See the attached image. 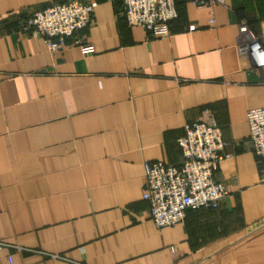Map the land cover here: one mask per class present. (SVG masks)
<instances>
[{"label": "crops", "instance_id": "crops-1", "mask_svg": "<svg viewBox=\"0 0 264 264\" xmlns=\"http://www.w3.org/2000/svg\"><path fill=\"white\" fill-rule=\"evenodd\" d=\"M63 1L0 0V264H264V157L247 120L264 106V67L239 46L244 21L264 46V0H226L215 24L175 0L161 38L129 27L118 0H93L76 35L89 54L19 30ZM211 116L232 154L216 175L229 194L158 228L145 165H180L186 125Z\"/></svg>", "mask_w": 264, "mask_h": 264}, {"label": "built area", "instance_id": "built-area-1", "mask_svg": "<svg viewBox=\"0 0 264 264\" xmlns=\"http://www.w3.org/2000/svg\"><path fill=\"white\" fill-rule=\"evenodd\" d=\"M115 1V0H112ZM121 15L129 27H142L156 37H168L179 13L175 0H118ZM198 8H208L215 24L214 9L226 0H191ZM97 6L96 1L68 0L33 10L18 17L19 30L38 32L50 51L78 45L84 54L94 52L91 44L77 38L86 29ZM196 25L189 27L190 31ZM242 53L253 55L264 67V46L247 21L239 25ZM250 141L257 157H264V106L248 111ZM183 160L180 165L164 161L146 163V190L143 198L151 205L149 217L158 228L183 223L189 210L219 208L229 194L225 183L216 179L220 164L232 156L224 151L223 130L214 116L188 123L178 139ZM2 243H0L1 245Z\"/></svg>", "mask_w": 264, "mask_h": 264}]
</instances>
